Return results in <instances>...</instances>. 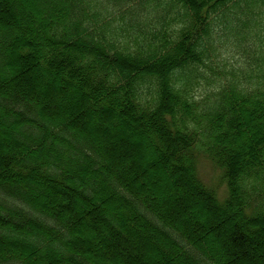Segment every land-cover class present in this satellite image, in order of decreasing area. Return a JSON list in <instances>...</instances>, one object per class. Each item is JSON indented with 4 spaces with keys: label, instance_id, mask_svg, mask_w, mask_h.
Listing matches in <instances>:
<instances>
[{
    "label": "trees",
    "instance_id": "1",
    "mask_svg": "<svg viewBox=\"0 0 264 264\" xmlns=\"http://www.w3.org/2000/svg\"><path fill=\"white\" fill-rule=\"evenodd\" d=\"M0 264H264V0H0Z\"/></svg>",
    "mask_w": 264,
    "mask_h": 264
},
{
    "label": "rangeland",
    "instance_id": "2",
    "mask_svg": "<svg viewBox=\"0 0 264 264\" xmlns=\"http://www.w3.org/2000/svg\"><path fill=\"white\" fill-rule=\"evenodd\" d=\"M70 98H71L70 94L67 93L56 104L58 106L65 105L68 103V99H70ZM132 142L134 143V141H132ZM146 159H149V155L147 156ZM197 169H198V174H199L200 178L202 179V181L207 186L213 187L216 190V192L219 196V199L222 200L223 197L226 196V193H227V184H226V181L223 177L222 169L219 170V168L216 167L210 161V159L206 158L203 154L198 155ZM107 245L111 246V244H109V243H107ZM131 247H133V246L130 245L129 248H131ZM128 251L130 252V250H128ZM130 253H132L131 255H133V256H137V254L135 252H133V250ZM140 254L143 255L144 259L145 258L149 259L150 256L152 255L151 253H145V251L140 252ZM141 255H139L137 257L139 258ZM138 260L141 261L142 263L144 262L143 259L141 260L139 258Z\"/></svg>",
    "mask_w": 264,
    "mask_h": 264
}]
</instances>
